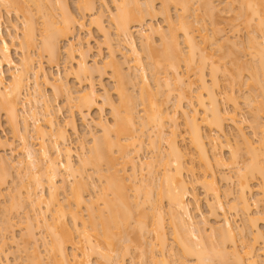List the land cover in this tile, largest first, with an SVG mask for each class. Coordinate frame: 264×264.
I'll use <instances>...</instances> for the list:
<instances>
[{
  "label": "bare ground",
  "instance_id": "6f19581e",
  "mask_svg": "<svg viewBox=\"0 0 264 264\" xmlns=\"http://www.w3.org/2000/svg\"><path fill=\"white\" fill-rule=\"evenodd\" d=\"M154 1L157 0H112L114 9L108 12V22L114 28L115 36L123 37L129 55L122 52L123 61L116 60L115 47L111 43L107 59L98 68L96 59L91 65L86 61L87 57H83L89 49L76 31L85 28L88 15L91 17L89 25L104 33V38L108 39L105 42L114 41L103 24L107 0H77V12L71 9L67 0H0L1 8L17 7L24 19L20 42V36L15 35L21 50V61L17 63L11 56V43L3 36L0 10V112L14 129L13 134L16 132L17 151L20 155L23 153V157L19 156L20 159L14 162L1 156L0 186L13 176L12 168L17 166L15 170L19 176L15 173L12 183H20L25 177L27 181L32 180L30 184H35L34 188L33 185L30 187L22 179L27 185L20 187L17 184V187L13 184L18 188L16 194L15 188L11 194L7 192L10 197L0 192V198L8 199L3 207L10 201L7 205L12 209L9 206L4 207L7 210L3 208L7 215H12L11 210L16 209L17 203L21 206V201L24 202L21 207H27L17 206L20 209L13 211L16 218L23 219L20 221L24 230L20 234L22 243L17 245L15 235L9 230L13 231L15 226L11 223L18 225V221L10 219L9 215L6 217L5 213L2 214L5 217H0V257H7L10 252L4 250L7 244H21L17 251L28 257L26 264H125L127 255L130 256L129 264H260L258 257L261 258L259 254L264 251L258 253L261 248L256 246L261 241L260 246L264 249V232L257 223L264 222V211L261 215V211L257 213L253 209L261 204L259 202H264V0H222L225 5L221 9L215 4L216 0H159V8L155 7ZM193 4L198 6L193 8ZM171 5L177 9L176 19L171 16ZM226 9L232 14V21L242 19L243 27L248 28L247 44L253 52L254 63H246L241 58L249 64L248 68L232 47L236 43L231 44L233 41L228 36L221 35V13ZM159 12L166 28L144 21L146 16L152 18ZM36 14L41 18L40 23ZM205 18L210 19L207 20L212 25L210 28ZM195 24L200 26L193 28ZM132 27L137 30L141 50L145 52L144 61L136 47ZM37 34L40 35L38 48L35 46ZM155 35L159 36L157 44L153 39ZM62 40L68 41L64 49L69 58L75 53L80 57L72 70L76 78L91 76L95 71L105 74L107 69L111 71L118 95L117 103L110 95L104 98L103 104L110 107L113 123L102 119L95 122L101 131L98 135L88 130L92 136L91 145H88V152L82 150L83 153L77 155L78 164L73 160L68 134L69 129L77 131L73 114L67 117L68 123L65 120L66 123L59 122L57 108L51 105L52 100L49 102L39 82L53 88L52 93L56 95L63 92L67 104L75 103L71 104V109L77 108V112L84 114L82 119L92 107L95 108L97 91L93 83H89V89L81 90V94L78 92L73 97L77 99L75 102L70 101L72 86L61 77L52 76L42 62L35 63V56L31 54L35 46L37 56L47 55L48 63L58 61L63 52ZM227 45L232 49H227ZM223 49L227 52L223 53ZM122 62L128 65L127 69L123 68ZM2 64L10 68L8 81L3 77ZM219 74L222 75L220 80ZM221 79L225 83L223 91L222 87L219 89L223 83ZM32 81L39 87L30 93ZM129 84L140 89L138 96L133 94L134 88ZM236 87H246L251 133L258 136L257 141L247 136L237 120ZM184 101L190 107L188 110L182 105ZM228 103H231L230 109L224 106ZM136 106L141 107L142 114L138 116H135ZM2 125L0 119L1 130ZM227 125L235 127V142L227 136ZM145 137L148 140L146 146L152 150L146 161L138 157L145 147ZM220 137L225 138L219 140ZM161 143L165 147L162 148ZM6 145H10L8 139L0 134V147ZM224 148L228 149L226 158L222 155ZM89 166L100 184L91 174L87 176L85 170ZM146 173L148 176L144 177ZM15 177L20 178V182L14 181ZM233 179L234 192L225 188ZM222 181L225 189L220 188ZM199 183L206 197H210L206 206L208 214L216 220L214 225L209 226L204 220L201 227L192 215V208L199 209V199L194 191L195 184ZM45 185L48 186L47 194L42 192ZM38 188L40 191L36 192ZM254 188L259 194L253 197L255 199L252 198ZM84 190L89 197L84 196ZM232 193L235 195L231 196ZM230 197H233L231 202L222 201ZM81 207L86 210V217L82 215ZM17 212L21 216L18 217ZM228 212L240 214L244 221L242 226L235 225ZM166 215L171 226L168 225L171 240L167 234ZM37 229L45 230L49 237L40 238L47 256L41 257L38 250ZM147 234L152 236L149 242ZM132 250L137 254L131 255ZM92 255L96 256L95 262L90 260Z\"/></svg>",
  "mask_w": 264,
  "mask_h": 264
},
{
  "label": "rangeland",
  "instance_id": "374dc122",
  "mask_svg": "<svg viewBox=\"0 0 264 264\" xmlns=\"http://www.w3.org/2000/svg\"><path fill=\"white\" fill-rule=\"evenodd\" d=\"M67 1H69L68 3H70L69 4V6L71 7V9H73V11L74 12H77V10H76V6H75V3H76V1L77 0H67ZM144 0H142V2H143ZM225 1V0H224ZM112 0H107V7H105L104 8V16H103V24L105 25V27L106 28H108L109 29V31H108V29H107V31L109 32V35H111L110 36V38L112 37V39H113V37H114V41L112 40L110 43H108V41H107V43L105 42V40L107 39H105L104 37V33L102 32H100V30L98 31L97 29H96V26H94V25H89L90 24V22H89V20H90V16H86L85 17V21H86V24H85V28L83 29H81V30H77L76 31V35L78 36V37H80V39H82L83 40V42H84V44H86V46L88 47V51H87V53H86V56H84L85 55V53H84V55H83V57L85 58V57H87V58H85L86 59V61L89 63V64H91V65H94L93 63H94V61L93 60H95L96 59V62H98V63H96V66H98V68H99V66L101 67L102 65H103V61H105V59H107V56L109 55L108 53H109V49H110V46L112 47V45H114L113 46V48L115 47V59L116 60H121V61H123V58H125L124 56H122V52H124V54H128L129 55V53L127 52V48H126V46H125V43H124V40H123V37L121 36V38H120V36L119 37H116L117 35L116 34H114V32L115 31H113L114 30V28L110 25V23L108 22L109 21V19H108V12H109V10H112V8H113V5H112ZM141 2V1H140ZM155 3V7H157V8H159V6H160V1L159 0H157V1H154ZM194 4L196 3V2H193ZM237 4H238V2H236ZM236 3H234V6L235 7H237V4ZM194 4H193V8L194 7H197V6H194ZM197 4V3H196ZM215 4H217V7L219 6V8L221 9L222 7H224V5H225V3L224 2H222V0H216L215 1ZM15 6V5H14ZM14 6H12V7H14ZM173 5H171L170 7V13H171V16L172 17H174V19H176L175 18V16H177V14H176V10L177 9H175V7L173 6ZM11 7V8H12ZM1 8V7H0ZM156 8V9H157ZM17 7H14V9L12 8V9H7V7H2L0 10H1V14H2V19H3V28H2V32H3V36L8 40V42H10L11 43V56H12V58L14 59V61L15 62H17V63H19V61H21L20 60V58H21V50H20V48H19V45H18V39H19V42H20V40H21V36H20V33H21V31H22V22L24 21V19H23V17H22V14H21V12H18L17 10ZM114 9V8H113ZM200 11H202L201 9H199ZM227 10V9H226ZM55 11H57L56 9H55ZM59 11V10H58ZM229 11V9L227 10V11H223L221 14H222V17H223V22H221V24H220V26L223 28V32L221 33V35H223V36H228L229 38H230V41H233V42H230L231 44L232 43H236L234 46H232V47H235V48H233V49H235V52H239L238 54H240L241 56H240V59L241 58H243L245 61H246V63L248 62V63H250V64H252V63H254V55H253V52H252V50H250L249 48H248V44H247V35H248V28L247 29H245L244 27H243V25L244 24H242L241 23V21H242V19H240V20H236V19H234L233 21L230 19L231 18V16H232V14L230 13V12H228ZM202 13H203V11H202ZM204 13H205V11H204ZM55 14H57V13H55ZM37 15V14H36ZM201 15H204V14H201ZM57 16V15H56ZM200 16V15H199ZM207 15H205V17H206ZM36 17V16H35ZM147 17V16H146ZM145 17V19L146 20H144L145 22L147 21V24L149 25V24H154L155 26L157 25V26H162L163 28H166L165 27V25H166V22L164 21V18H163V15L159 12V13H157L154 17H152V18H149V17H147L146 18ZM37 18H39V16L37 15ZM192 18V17H191ZM202 18L204 19V16H202ZM193 19V18H192ZM206 19V21L209 19H207V18H205ZM239 19V18H238ZM236 20V21H235ZM40 21H41V18H39V23H40ZM143 21V22H144ZM205 21V22H206ZM208 21H210V19L208 20ZM206 22L207 24H208V26L207 27H209L210 28V25H209V23L210 22ZM144 22V23H145ZM243 22V21H242ZM206 24V25H207ZM40 25L41 24H39L38 25V28L40 27ZM197 24H195V25H193V28H194V26H196ZM233 25H235V27L233 26ZM133 26H136V24L134 23L133 24ZM200 26V25H199ZM198 25L195 27V28H197V27H199ZM212 26V25H211ZM245 26V25H244ZM137 27V26H136ZM132 28H134L135 29V27H132ZM132 28H131V31H132ZM137 30L135 29V30H133L132 32H133V36L135 37V39H136V47H137V49L139 50L140 49V51H141V53L143 54H141V56H142V58L144 57L145 58V56H144V54H145V52H144V50H143V52H142V45H140L141 43L139 42L140 40L138 39V35H137V32H136ZM264 31V30H263ZM38 33L40 34V31H38ZM113 34V36H112V34ZM196 33V32H195ZM39 34H37V40H36V44L37 45H35L36 46V48H38V42H40V35ZM103 34V35H102ZM15 35H17V36H20L19 38H15L16 36ZM116 35V36H115ZM263 37H264V32H263ZM156 38V39H155ZM159 36L157 37V35H155L154 37H153V39H154V42H156V44L157 43H159ZM72 39H74V38H70L69 40H72ZM180 39H181V37H180ZM264 39V38H263ZM75 40V39H74ZM108 40V39H107ZM67 43H68V41L67 40H62L61 42H60V47H63L62 48V50H63V52L61 51V55H59V57H58V61L56 62V61H54V62H52V63H48V58H47V55H45V54H43V56H37V54H38V50L35 48V46L33 47L34 48V50H33V48H32V52H31V54L33 55V56H35L34 58H35V63H37V62H42L43 63V66H44V68L52 75V76H59V77H61L64 81H66V82H68L71 86H72V89H73V94H72V98L70 99V101L73 99L74 100V96H76L77 94H78V92L80 93L81 92V90H84V89H89V83H93V85H94V87H95V90L97 91V104H95L94 106H95V108L94 107H92L91 109H90V111H88V113L86 112L87 110H85L84 111V113H87V116H86V114H85V119H82L81 117H83L84 116V114H80V112L78 113L77 112V108H73V109H71V106L72 105H75V103L73 104V102L72 103H70V105L69 104H67V101H66V99H65V97L66 96H64V94H63V92H61V94H58V95H56L55 93H52V90H53V92H54V89L52 88V90L50 89V86L48 87L47 85H43V83L40 81L39 82V86L41 85L43 88H40L41 90H42V92L45 94V95H47V98H49L48 100H49V102L52 100V104L51 105H53L54 104V107L55 108H57V110H55L58 114H56V118L58 119V121L59 122H64V120L67 122V117H69V115H72V117H74V121H75V124H77V126H76V129H77V131L76 132H72V131H70L71 129H67L68 130V134H69V142H70V145H71V147H72V149H73V160H74V162H75V164H78L77 162H78V160L76 159L77 158V155L78 154H80V153H83L84 151V153H86V151L88 152V149H89V147H88V145H91L90 143V141H92L91 140V135H90V133H88V130L90 129L91 131H89V132H91V134H100L101 133V131H99L98 129L99 128H97L96 126H95V122H97V121H99L100 119H102V120H104V121H107L108 123L110 122L111 124L113 123V116H112V113H111V110H110V107H108V105L107 104H103L104 103V98L106 97V96H109V97H111V99L113 100V101H115V103H117L118 101H117V99H118V95L116 94V92H115V90H114V85H115V82L113 81L114 79L112 78V75H110L111 74V71H108L106 68V70L104 71V72H106L105 74L103 73V71L100 73H98V72H94V74L92 73V75L91 76H85V77H83V76H81V77H83V78H79V77H77L76 78V75H75V73H73V69H74V66H75V61H76V59L78 60V57H79V55L77 54V53H75V54H77V55H75V54H73V55H71L72 56V58H69V56H67L68 54H67V52H65V46L67 45ZM111 43H113L112 45H110ZM108 44V45H107ZM230 45V44H229ZM243 45H245V48H243L244 46ZM109 48H108V47ZM141 47V48H140ZM227 47H228V45H227ZM230 47V46H229ZM229 47L227 48V49H229ZM232 47H230L231 49H232ZM226 48V47H225ZM244 49H246L245 51H244ZM139 51V52H140ZM233 51V50H232ZM244 51V52H243ZM66 54H65V53ZM223 53L224 52H227V50H225V49H223V51H222ZM218 53V52H217ZM233 53V52H232ZM126 54V55H127ZM228 55L230 54V56H231V52H228L227 53ZM237 54V53H236ZM237 54V55H238ZM127 55V56H128ZM235 55V54H234ZM237 55H235V56H237ZM75 56V58H73ZM231 57H233V55L231 56ZM230 57V58H231ZM239 57V56H238ZM144 58H143V61H144ZM79 59H80V57H79ZM146 59V58H145ZM226 59H228V57L226 58ZM125 61L127 60V58L126 59H124ZM242 60V59H241ZM93 61V62H92ZM244 61V62H245ZM242 62H243V60H242ZM243 62V63H244ZM125 63V62H124ZM246 63H244V64H246ZM122 64H123V62H122ZM127 64H128V61H127ZM130 64H131V62H130ZM247 66V68L249 67V64H246ZM251 66V65H250ZM126 68L127 69V67H128V65H124L123 64V68ZM76 68V67H75ZM124 68V69H125ZM245 68V67H244ZM101 69V68H100ZM102 69H103V67H102ZM183 67H182V69H181V71H183ZM1 70H2V72H3V77H4V79H5V81L7 80L8 81V79H9V73L11 72L10 71V68L6 65V64H2V67H1ZM73 70V71H72ZM110 70V69H109ZM126 71V70H125ZM128 71V70H127ZM148 71V70H147ZM150 71V70H149ZM148 71V72H149ZM246 71V70H245ZM245 71H244V73H245ZM148 72H147V75H150L151 74V72H149L150 74H148ZM248 72V71H247ZM246 72V73H247ZM221 74H219L218 76H220ZM244 75H246V74H244ZM151 77V76H150ZM149 76H148V80L149 81H151V78H150ZM209 76H207L206 78H207V80L209 79L208 78ZM246 77H247V75H246ZM245 77V78H246ZM80 79V81H79V79ZM150 78V79H149ZM220 78H222V75H221V77H219V80H220ZM138 82H137V84L139 83V80H137ZM209 81V80H208ZM221 81H222V79H221ZM223 82V81H222ZM41 83V84H40ZM151 83H152V81H151ZM219 83H221V82H219ZM224 83V82H223ZM223 83H221V86H220V88L219 89H221V87H222V91L224 90V88H223V86L222 85H225V83L223 84ZM130 86H132V84H129ZM128 85V86H129ZM31 86V87H30ZM29 87V92L30 93H32L33 91L32 90H34V88L37 90V88L39 87H35V84H33V81H32V84L30 85ZM40 86V87H41ZM128 87V89L130 88V90H131V87ZM137 86V85H136ZM139 86H140V83H139ZM133 87V86H132ZM134 88V87H133ZM246 87H236L235 88V90H234V94H235V96H236V98H237V101H238V105H239V109H238V112H237V120L239 121V123H240V125L244 128V130H245V133L247 134V136H250V138H252L253 139V141H257V140H255V139H257L258 138V136H255L254 137V135H252L253 133H251V130H252V128L250 127V122H251V119H250V117H251V113L249 112V108H250V106L248 105V104H246ZM137 89H138V91H137ZM137 89H136V87L134 88V89H132L133 91V94H136L137 95V93L139 92V88L137 87ZM129 90V91H130ZM220 90V91H221ZM32 91V92H31ZM58 91V90H57ZM56 92V91H55ZM131 92V91H130ZM248 92V91H247ZM57 93H59V92H57ZM83 93V92H82ZM55 94V95H54ZM81 94V93H80ZM256 94V93H255ZM138 95H139V93H138ZM137 95V96H138ZM136 97V96H135ZM67 98V97H66ZM76 98V97H75ZM139 98V97H138ZM51 99V100H50ZM67 100H69V99H67ZM75 100H77V99H75ZM75 100H74V102H75ZM139 101V100H138ZM72 104V105H71ZM187 103H185V101L184 102H182V105L184 106V108L185 109H187L188 110V105H186ZM60 106V108H58L59 106ZM98 107H97V106ZM107 105V106H106ZM26 106H28V103L26 104ZM70 106V107H69ZM224 106H226L227 108H229L230 109V107H231V103L229 104L228 103V105L226 104V105H224ZM249 106V107H248ZM74 107V106H73ZM137 107V106H136ZM190 108V107H189ZM54 109V108H53ZM58 109H59V112H58ZM140 110H141V107H137V110H135V116H138V115H140V114H142L141 112H140ZM190 110V109H189ZM251 110V109H250ZM54 111V112H55ZM2 112V111H1ZM0 112V119H1V122H2V130L0 131L1 133V135L5 138V139H8V144H10V145H6V146H2V147H0V160H1V156H2V158L4 157L6 160H8V158H11V159H9L10 161L11 160H13L12 162H14V160H16L17 158H19L20 159V157L19 156H22L23 155V153L21 152V155H20V151L18 152L17 151V147L19 146V140H18V138H15V133L13 134V128H11L10 127V125L9 124H7L8 122H7V120H6V118H5V114L3 115V112L1 113ZM55 112V113H56ZM2 117V118H1ZM72 117L70 116V119H72ZM84 118V117H83ZM67 119V120H66ZM31 120V119H30ZM43 120H41V122H42ZM70 121V120H69ZM182 120L181 119H179V122H181ZM261 121H262V119H261ZM62 122V123H63ZM66 122H64V123H66ZM31 123V122H30ZM43 123V122H42ZM68 123V122H67ZM109 123V124H110ZM180 126H183V125H181V123H180ZM68 127V126H67ZM70 127V126H69ZM68 127V128H69ZM181 129H182V127H181ZM225 131H226V133L228 134L227 136L229 137V140H233L234 141V139L236 138V134H235V127H233L232 125H227L226 127H225ZM212 134H214V135H216L215 133H212ZM94 136V135H93ZM225 137H220L219 138V140H223ZM145 142L146 143H144L145 145V147L142 149V151H141V153L140 154H138L139 156V159H142V158H144V159H142V160H144V161H146V158L149 156V155H151V148L150 147H148V146H146V144H148L147 143V138L145 137ZM84 141V142H83ZM230 141V142H231ZM232 141V142H233ZM231 142V143H232ZM235 142V141H234ZM163 143V142H162ZM161 143V144H162ZM160 144V145H161ZM164 145V146H163ZM37 147V146H36ZM88 147V148H87ZM161 147L163 148V147H165V144H162L161 145ZM12 148H14V150H12ZM83 148V149H82ZM85 149V150H84ZM12 150V151H11ZM82 150H83V152H82ZM228 149H226V148H224V149H222V155L223 156H225V158L226 157H228L229 156V154H228V151H227ZM6 156V157H5ZM23 157V156H22ZM21 157V158H22ZM13 158V159H12ZM148 158H150V157H148ZM148 160V159H147ZM2 161V160H1ZM16 162V161H15ZM17 166V165H16ZM18 167V166H17ZM17 167L15 168H10L12 171H11V173H12V175L13 176H11V175H8V176H11L10 178L8 177H6L7 179H6V182L4 183L5 185L2 187V186H0V192H1V194L2 195H4L3 193H7V192H10V194H11V192H13V191H11V190H13L14 188H15V190L16 189H18L17 187V184L21 187V184H24L23 185V187L25 186V185H27V184H25L26 182H31V181H27V179H24V178H22V179H24L25 181L23 182V180L21 179L20 181H19V179L17 178L18 176H19V174L17 173V171L15 170V169H17ZM105 166H103V168H104ZM87 168H88V170H87ZM86 168V170H85V172L87 173V176H89L90 174V176L92 177L93 176V179H95L96 180V176L94 175V173L92 174V172H94V171H92L90 168H92V167H87ZM16 172H15V171ZM14 171V172H13ZM9 172H10V170H9ZM145 172V171H144ZM198 172H200V170H198ZM10 173V174H11ZM15 173L17 174V177H15L16 178V180H14V181H18V182H20V183H12L13 181H12V177H14V175H15ZM89 174V175H88ZM23 174H21L20 176H22ZM145 176L144 177H146V175H147V173L146 174H144ZM148 176V175H147ZM27 177V176H26ZM89 178V179H92V178ZM96 177V178H95ZM29 178V177H28ZM148 178V177H147ZM235 178V177H234ZM18 179V180H17ZM98 180V179H97ZM96 180V181H97ZM235 179H233L232 180V184L230 183V182H228V184L230 183V185H229V187H228V184H227V186L225 185V183L222 181L219 185L221 186L220 188L221 189H225V188H227V189H229V188H231V190H233V192H234V189H236L235 188V186L233 187V182H235L234 181ZM8 181V182H7ZM71 181V180H70ZM69 181V182H70ZM91 181V180H90ZM23 182V183H22ZM95 182V181H94ZM100 182L101 181H97V183L98 184H100ZM97 183H95L96 185H97ZM7 184V185H6ZM13 184L14 185H16L17 187H13ZM30 184V183H29ZM34 184V183H33ZM32 183L29 185L30 187H32V185H33ZM58 184V183H57ZM69 184H71V183H69ZM102 184V183H101ZM35 185V184H34ZM34 185H33V188H34ZM196 186H194V191H195V194L197 195V197H198V199H199V203H198V207H199V209L198 208H192V215H193V217H194V220L196 221V222H198V223H200L199 225L202 227V222L204 221V220H207V222H209L208 223V225L210 226L211 224H213L214 225V223H215V218H213V216H210L209 214H208V207L206 206L207 205V198H210L209 196H207L206 197V195L204 194V190H203V187L200 185V183L199 184H195ZM223 185V186H222ZM100 186V185H99ZM226 186V187H225ZM22 187V188H23ZM27 187V186H26ZM26 187L24 188V189H26ZM225 187V188H224ZM13 188V189H12ZM29 188V187H28ZM46 188V189H45ZM23 189V190H24ZM36 189V188H35ZM47 189H48V186L46 187V185L44 186V188H43V190L44 191H42L43 192V194L44 193H46L47 192ZM14 190V194H16V192H17V190L15 191ZM23 190H20L19 192H23ZM90 190H91V192H93L92 191V189L90 188ZM254 192H253V194L254 195H252V198L253 197H255V196H257V194L258 193H256L257 191V189L256 188H254ZM36 191V190H35ZM40 190H39V188H38V191H36V192H39ZM87 191L88 192H90L89 191V189H87ZM3 192V193H2ZM84 192V196H87V197H89L88 195H90L88 192H85V190L83 191ZM90 192V193H91ZM131 192H133V191H131ZM131 192H130V194H131ZM48 193V192H47ZM46 193V194H47ZM87 193V194H86ZM134 193V192H133ZM154 193H155V190H154ZM8 194V193H7ZM6 194V196H8L9 195V197H10V194H8L7 195ZM18 194V193H17ZM25 193L23 192V195H24ZM45 194V195H46ZM60 194H61V197H65L64 196V194L62 195V192H61V190H60ZM1 195V196H2ZM232 195H235V194H231V196ZM5 196V195H4ZM258 196H259V194H258ZM257 196V197H258ZM59 197H60V195H59ZM60 197V200H62V201H64L62 198ZM87 197H85L86 199H87ZM224 197V196H223ZM8 198V197H7ZM232 198L233 197H230V198H221L222 199V201L223 202H231L232 201ZM256 198V197H255ZM255 198H253V199H255ZM10 199V198H9ZM65 199V198H64ZM230 199H231V201H230ZM8 200V199H7ZM6 199H5V201H7ZM225 200H227V201H225ZM4 201V197L2 196V198H0V217L1 216H3L2 214H6V210H7V208H4V207H10V205H7V203H9L10 201H8L6 204H5V206L3 207V205H4V203H5V201ZM61 201V202H62ZM65 203H66V201H64ZM21 203V206H22V203H23V205H24V202L23 201H21L20 202ZM63 203V202H62ZM65 203H63V204H65ZM259 203H261V204H257L255 207L256 208H254L253 209V211L254 212H256L257 211V213L258 212H260L261 211V215H262V213H263V211H264V202L262 201V202H259ZM200 204V205H199ZM25 205H27V203L25 204ZM28 205H29V203H28ZM17 206H20V204L18 205V203H17ZM17 206H16V209H20V208H22V209H27V207L25 208L24 206L23 207H21L20 206V208H17ZM30 206V205H29ZM28 206V208H30ZM43 207H44V205H42ZM85 206V205H84ZM164 206L166 207V205L164 204ZM2 207V208H1ZM8 207V208H9ZM193 207V206H192ZM6 209L5 211H4V209ZM11 208V207H10ZM15 208V207H14ZM84 207H81V213H82V215L83 216H87L86 214V210L85 209H83ZM3 209V211L4 212H2L1 210ZM12 209V208H11ZM16 209H14L13 211L15 212V210ZM166 209V208H165ZM9 211V210H8ZM12 210H11V212H10V214L12 213V215H9V217H12V218H10V219H13L14 221H18V225L16 226L14 223H11V224H13V226H15L14 227V229H13V231L12 230H9V228H8V230L11 232V234L12 235H15V238H16V240H17V242H16V245H17V243H22V242H20V238H22V236L20 235L21 234V232H22V230H23V227L21 226L22 224H21V220H23L22 218H21V220L19 219L20 217L19 216H21V215H19L18 214V212L19 213H21L20 212V210L17 212V215H18V217L19 218H16V214L13 212ZM17 211V210H16ZM21 211H23V210H21ZM26 211V210H25ZM134 211H135V213H136V211L137 210H135L134 209ZM232 213H233V211H231ZM231 212H228L227 213V215H228V217H230V219L232 220V222L235 224H238V226L239 225H241L242 224V222L244 223V221H241V220H243L242 218L243 217H240V214H238V215H236L235 213V215L233 214H231ZM14 213V214H13ZM23 213H25L24 211L22 212V214ZM134 213V212H133ZM134 213V214H135ZM257 213H256V215H257ZM4 214V215H5ZM255 213H253V215H254ZM8 215L6 214L5 216L6 217H8ZM264 215V214H263ZM5 216H3V217H5ZM14 217H15V219H14ZM23 217V216H22ZM84 217V218H85ZM4 219V218H3ZM0 220H2V218L0 219ZM12 220V221H13ZM67 220L68 221H70V219H69V217L67 218ZM219 220V219H218ZM168 222V216L166 215L165 216V223L167 224L166 225V228H167V234H168V232L169 231H171V229H169L168 228V225H169V223H167ZM0 223L2 224V221H0ZM19 223H20V225H19ZM33 223H34V221H33ZM264 222L263 221H258V225H259V228L261 229V231H263L264 232V224H263ZM0 224V225H1ZM235 224V225H236ZM24 225V224H23ZM205 225V224H204ZM20 226H21V228H20ZM170 226V225H169ZM242 226V225H241ZM170 228H171V226H170ZM205 228L207 229L208 228V226H205ZM11 229V228H10ZM34 229H35V227H34ZM39 230V232H37ZM0 231H1V229H0ZM9 231H7V233L9 232ZM208 231V230H207ZM238 231V230H237ZM9 232V233H10ZM37 232V234L38 235H36V236H39V244H38V246H39V248H38V250L40 251V255H41V257H42V255L43 256H47V254H46V251H45V248H44V245H43V243H42V238L41 237H44V235H45V237L47 238L48 236L46 235V232H45V230H42L41 231V229H37V230H35V233ZM43 232H45L44 234H41V233H43ZM23 233H24V230H23ZM171 232H169V234H170ZM209 233V231L207 232V234ZM168 234V235H169ZM206 234V233H205ZM238 234V233H237ZM236 234V235H237ZM10 235V234H9ZM149 234H147V237H148V239H147V241L149 240V241H151L150 239H151V234L148 236ZM169 237V239L171 240V236L169 235L168 236ZM238 237V236H237ZM41 238V239H40ZM48 239H49V237H48ZM148 241V242H149ZM251 242V241H250ZM261 241H259V242H257V244H258V246H256L257 244H255V246L256 247H259V248H261L260 249V251L258 252L257 250H259V249H257L256 250V252H258V253H261L262 251H264V249L262 248L263 246H260V243ZM16 245H14V244H7V247L6 246H4V250H6V251H10L9 253H7L8 255H7V257H5L4 255H2L1 257H0V264H26V257L25 256H22V254H23V252H21L20 254H19V252L17 251V249L19 250V246L21 245V244H19V246H16ZM18 247V248H17ZM7 248V249H6ZM44 248V249H43ZM71 248H69L68 247V250H69V252L71 251L70 250ZM263 249V250H262ZM44 250V251H43ZM133 251V250H132ZM132 251H130V252H132ZM42 252V253H41ZM45 252V253H44ZM264 253V252H263ZM263 253H261V254H259V256L261 255V258L260 257H258L259 259H258V262L260 261V264H264V256H263ZM45 254V255H44ZM133 254H137L135 251H133V253L131 254V255H133ZM1 255V254H0ZM95 258H96V256L95 255H92L91 257H90V260L91 261H94L95 260ZM129 258H130V256H126L125 257V264L127 263V264H129ZM27 259H28V257H27ZM45 260L47 259V257H45L44 258ZM42 261V260H41ZM46 261H48V260H46ZM27 262H28V260H27ZM30 262V261H29ZM43 262V261H42ZM41 262V263H42ZM95 262V261H94ZM40 263V262H39ZM45 263H47V262H45ZM28 264V263H27Z\"/></svg>",
  "mask_w": 264,
  "mask_h": 264
}]
</instances>
